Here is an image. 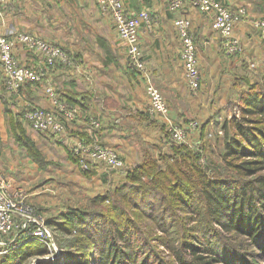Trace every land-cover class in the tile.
Listing matches in <instances>:
<instances>
[{"label": "crops", "instance_id": "1", "mask_svg": "<svg viewBox=\"0 0 264 264\" xmlns=\"http://www.w3.org/2000/svg\"><path fill=\"white\" fill-rule=\"evenodd\" d=\"M222 1L233 8L247 7L246 18L235 25L244 48L232 56L221 48V34L212 25V13L200 12L190 0L178 9H172L168 0H124L127 12L145 9L152 14L153 27L149 29L142 23L139 29L147 70L169 104L172 120L195 118L200 122L201 127L190 132V138L197 142H205L209 130L222 123L227 103L234 97L231 104L237 105L236 97L264 74V37L254 25L264 15V0ZM179 16L191 20L198 48L202 81L195 91L189 87L181 59L182 40L174 23ZM21 32L63 46L69 50L72 62L48 68L44 82H25L17 94L5 89L0 63V166L15 184L21 185L13 176L16 170L22 168L25 172L22 181L40 178L42 170L28 157L22 160L18 151L14 152L12 118L25 124L28 135L56 160L55 171L66 173L64 198L51 197L57 199L51 204L56 212L53 214L80 205L87 195H105L127 179L94 161L95 174L88 178L73 154L74 143L96 140L110 145L129 168L139 163L147 150L154 157L157 151L168 150L172 140L168 124L163 118L149 115L145 78L129 66L126 46L111 16L101 13L96 0H8L0 9V34L15 38ZM14 53L22 64L44 66L41 57L22 42L16 41ZM46 84H53L59 96L78 109L75 118L67 120L66 131L56 136L33 129L20 117L31 104L55 108ZM93 118L101 122L100 127L90 124ZM50 183L59 192L57 184ZM33 195L28 191L34 204Z\"/></svg>", "mask_w": 264, "mask_h": 264}, {"label": "trees", "instance_id": "2", "mask_svg": "<svg viewBox=\"0 0 264 264\" xmlns=\"http://www.w3.org/2000/svg\"><path fill=\"white\" fill-rule=\"evenodd\" d=\"M236 103L240 114L222 123L224 164L206 168L198 150L183 144L161 160L147 150L126 182L95 195L91 206H70L53 217L48 224L65 234L58 263L90 264L96 257L94 264H264V74ZM10 122L26 153L42 163L23 124ZM81 167L89 178L95 174ZM153 240L169 247L167 255L153 249ZM48 252L45 243L28 240L0 255V264H26Z\"/></svg>", "mask_w": 264, "mask_h": 264}, {"label": "built area", "instance_id": "3", "mask_svg": "<svg viewBox=\"0 0 264 264\" xmlns=\"http://www.w3.org/2000/svg\"><path fill=\"white\" fill-rule=\"evenodd\" d=\"M8 0H0V9ZM102 14L111 16L119 39L127 50L129 66L140 72L147 84L148 106L151 115L161 117L168 124V130L176 144H186L190 132L199 128L200 122L193 118L184 121H174L170 117V108L163 94L152 82L147 70L143 53L139 29L142 23L147 28L153 27L152 14L143 9L136 13L127 12L124 0H96ZM172 9L181 8L185 0H168ZM202 13H212V25L221 34V48L227 55H235L243 51L241 39L235 33L237 22L247 16V7L233 8L222 0H190ZM180 39L182 40L181 59L185 76L191 90H198L201 86L202 74L198 61V48L192 33L191 20L187 17L175 18ZM264 37V15L254 21ZM17 42L38 54L44 66L40 68L22 64L15 56L14 47ZM69 54L56 42L43 39L35 34L18 33L15 38L0 34V63L3 70L5 89L12 94L20 91L26 81L44 82L47 69L58 63L71 64ZM46 92L51 97L55 108L47 109L31 104L24 112V118L33 129L49 135H60L66 131L67 120H72L78 114V109L62 99L53 84L45 85ZM236 114L239 108L236 106ZM90 124L98 128L101 122L93 118ZM74 153L88 157L96 163H104L110 170L127 175L129 166L121 157L119 151L110 145L96 140L78 142L72 145ZM200 150V149H199ZM203 153L202 150H200ZM84 166L87 164L81 160ZM37 239L45 243L52 257L61 255L55 242V232L48 224L47 218L32 204L28 198V191L23 185L15 184L0 166V253L14 243H24Z\"/></svg>", "mask_w": 264, "mask_h": 264}, {"label": "rangeland", "instance_id": "4", "mask_svg": "<svg viewBox=\"0 0 264 264\" xmlns=\"http://www.w3.org/2000/svg\"><path fill=\"white\" fill-rule=\"evenodd\" d=\"M180 17H183V16H180ZM60 47L69 54L70 58L72 57L68 49L64 48L61 45H60ZM71 60H72V58H71ZM146 93H147V84H146ZM236 98H238V97H236ZM233 99H234V97H233ZM233 99H231L230 101L234 102ZM231 102L227 103L228 105H226V107H227L226 108V113H225L224 119L221 121L222 123L224 122L225 119L230 118L234 113H236L235 110L237 109L236 106H238V105L233 106L231 104ZM237 114H240V111H238ZM149 115H151V114L149 113ZM151 116L156 118V116H154V115H151ZM157 118H161V117H157ZM222 123L219 124V125L215 124L214 127H212L211 130H209L211 134H208V136L206 137V140L204 139L205 142H202V139L200 140V142H197L193 138H189L187 143L183 144V145H186V146H188L190 148H194V149L198 150V152L201 154V160L204 162V163L202 162V164L206 168H207V165L210 164L211 162H214V163L222 162L224 164V159H222V151H223L224 142H225V131L222 128L223 127ZM23 126L25 127V124ZM200 127H201V125H199V128ZM199 128H197V129H199ZM197 129H195V130H197ZM167 130H168V127H167ZM27 134H29V133H27ZM52 136H56V135H52ZM170 136H171V133H170ZM53 138H55V137H53ZM171 138H172V136H171ZM14 144H15V147H16L15 148L16 150L14 152L18 151L19 157L22 160H24L25 158L28 157L31 160V162L37 163L38 164V168H40V170H42V176L40 178L36 179V180H31V181L30 180H28V181L24 180V181H22L23 177L25 175V172L23 171L22 168L19 169V170H16L15 173L13 174V176L17 179V182L21 183V185L24 186L25 189L27 188L29 193L32 192L34 194L33 198L31 199L32 202H36V203H34L35 207L43 214V216H45V218H47V222L51 223L53 221V219H54L53 217H55L56 215H59V214H53V213H56V212L54 211V208H53V206L51 204L54 202V200H57L56 198H58V199H63L64 198V194L65 193L63 191L64 189H62V188H63V184L66 182V179H65L66 173H63L65 175H62L61 173L55 171V167L56 166H54V165H55L56 160L54 158H50L49 157V153L47 152V149L45 147L43 148L40 144L37 143L36 146H37L38 150L41 153L43 152V154H44V160H43L42 163H39L35 159L31 158L26 153V151L24 150V147L21 146L17 140L14 142ZM174 146H179V145L176 144V142H174V140L172 139V140H170V145L168 146L169 147L168 150L167 151H165V150L157 151V155H155L156 158L161 160V157H162L163 154H165V153L173 154ZM141 147H143V145ZM199 149L202 150L203 153H201L199 151ZM56 156L60 160L61 159L63 161L65 160L60 154H56ZM87 159H88V157L81 156V160H84L85 163L88 166H90L91 168H95V165H97V163L95 162L96 163L95 164V163H92L93 161H91V163L89 164V163H87ZM60 160H58V161H60ZM81 160H80V162H82ZM93 164H95V165H93ZM83 165H81V166H83ZM21 166H24V164H21ZM52 166L54 168H53L52 171H50V169H52L51 168ZM207 170H208V174H212L213 173V171L211 169H207ZM112 172L120 174L118 172H115L114 170H112ZM31 174H32V172H31ZM26 175H27L28 178H30V176H31L30 174H27V173H26ZM123 176H125V175H123ZM50 181H53V182H55L57 184V187H55V188L57 190H59V192L55 191L52 188L53 186L51 185L52 183H50ZM116 181L117 180H115V182ZM40 190H42V193L40 192ZM35 197L37 198L36 200H38V201H36L34 199ZM51 197H56V198H51ZM93 197L94 196L87 195V198L83 201V203L87 202L88 205L85 204V205H82V206H91V203L89 201ZM30 198H31V196H30ZM80 205H81V203H80ZM63 208H65V207H63ZM52 228H53V230L55 232L56 245H57L58 249L60 250V252H62V248L63 247H61V245L59 244V241L61 240V238L65 237V234L60 232V231H58L53 226H52ZM71 239H72V237L70 238V240ZM65 242L68 244L70 241L67 240ZM153 242H154L153 243L154 244L153 245V249L156 250L158 248L160 250V254L167 255V253L170 251L169 247H166L165 245H163L161 243H158V246L156 247L157 242H155V240H153ZM22 244H24V243H18L17 242V243L11 244L10 247L7 246L2 251V253H0V255H3L6 252H9L10 250H13L18 245H22ZM48 249H49V247H48ZM49 254H51L50 250H49V252L46 255L31 256L26 264H67L66 263V258H65V261H64L65 263L64 262L63 263H58V258L60 256L59 257H52ZM95 260H96V257H92L90 259V264H94ZM262 263H264V260L262 261Z\"/></svg>", "mask_w": 264, "mask_h": 264}]
</instances>
